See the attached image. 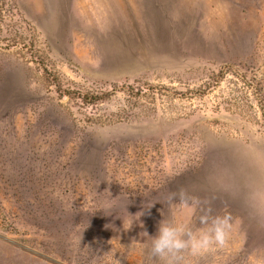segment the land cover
Returning a JSON list of instances; mask_svg holds the SVG:
<instances>
[{"label": "rangeland", "instance_id": "1", "mask_svg": "<svg viewBox=\"0 0 264 264\" xmlns=\"http://www.w3.org/2000/svg\"><path fill=\"white\" fill-rule=\"evenodd\" d=\"M181 188L264 264V0H0V264H160Z\"/></svg>", "mask_w": 264, "mask_h": 264}, {"label": "clouds", "instance_id": "2", "mask_svg": "<svg viewBox=\"0 0 264 264\" xmlns=\"http://www.w3.org/2000/svg\"><path fill=\"white\" fill-rule=\"evenodd\" d=\"M176 201L189 209L192 214H195L198 209L201 210L199 224L202 227L193 230L189 223L177 224L175 221L162 219L154 236L144 233L151 242L150 258L158 259L160 264H182L185 251L199 256L217 247L226 246L233 227V218L230 213L225 211L223 214L213 215L211 208L205 206L206 202L190 195L183 188L169 194L168 202ZM151 207L152 205L148 208ZM137 214L140 217L143 213ZM129 226L131 227V221ZM111 260L112 264H119V261L113 257Z\"/></svg>", "mask_w": 264, "mask_h": 264}]
</instances>
